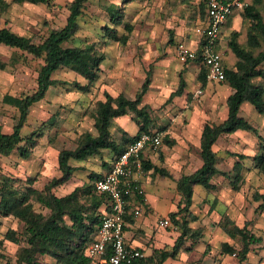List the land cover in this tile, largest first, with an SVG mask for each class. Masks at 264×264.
<instances>
[{
	"label": "rangeland",
	"instance_id": "rangeland-1",
	"mask_svg": "<svg viewBox=\"0 0 264 264\" xmlns=\"http://www.w3.org/2000/svg\"><path fill=\"white\" fill-rule=\"evenodd\" d=\"M66 2L67 0H51L50 5H42L25 0H0V27H10L35 42H42L51 29L62 27L67 22L69 10ZM119 5L125 7L126 21L133 25V30L126 45L112 39L104 43L103 26L110 21V10ZM199 12L195 0H88L79 30L67 45L84 46L94 42L103 50L107 58L101 64L100 77L91 90L84 93L75 86L74 81L81 84L87 82L75 71L64 67L53 74L57 83L50 87L44 100L31 106L28 121L22 130L25 136L33 131H44V137H39L29 158L22 157L17 149L8 156L0 155V185L8 175L16 177L17 184L26 182L28 176H38L34 186L39 190L43 189L48 180L62 174L58 165L59 151L63 148H75L82 133L96 132L97 102L106 99L105 91L116 96L123 94L136 98L137 92L149 76L150 85L144 104L153 119L151 129L166 128L163 135H169L170 139L168 142L164 140L158 148L155 162L162 166L160 154H168V168L173 172L167 187L170 186L175 211L182 208L183 198L176 186L177 179L182 173L193 172L202 163L199 130L205 123H219L227 117L226 104L232 92L227 81L209 84L206 97L200 101L194 94L200 85L194 83V67H190L191 62H182L176 55L175 41L194 31L199 23ZM241 16L238 13L234 19L236 24L232 22V27H225L223 49L233 29H241L242 40L246 39L247 30L242 26ZM118 29L121 35L126 33L122 25ZM25 56H28L27 59ZM226 57L227 60H236L235 54L231 52ZM40 62V58L0 44V126L3 132L12 131L18 118V110L11 104L13 97L30 93L37 86ZM181 77L187 83L184 92L172 97L171 94L179 88ZM254 79L258 83H264L259 77ZM240 113L264 137V114L259 113L251 102L243 104ZM130 115L113 119L111 130L120 141L124 135L120 128L118 130V125L132 134L138 130L137 123ZM260 144L262 140L253 131L237 130L224 134L216 143L215 149L218 167L230 176L217 175L215 181L218 187L214 191L207 192L203 186L196 184L194 203L189 208V214L187 213L189 216L190 213L198 216L196 225L202 235L198 237L197 243L202 250L207 247V250L218 253L222 247L219 244L224 239V242L235 247L238 254L242 247L241 237L230 234L235 225L245 227L247 231L260 236L261 242L251 244L248 260L244 264H264V208L260 206L262 200L255 197L256 192H264V172L260 171L253 160V156L260 151ZM239 154L248 158L242 160L243 180L239 188L235 189L232 187V177L236 175L233 166L239 159ZM112 155L111 150H103L86 164L87 172L77 169L70 181L55 187V193L62 196L76 186L88 183L89 172L104 166L106 159L112 158ZM155 175L160 176L161 180L165 178L157 172ZM145 185L152 197V204L163 210L165 203L159 202L155 196L161 194L158 186ZM34 206L39 212L48 213L39 202L34 201ZM9 228L21 231L23 224L14 216H0V241L3 242L0 253L4 254L0 258V264L16 262L15 253L19 244L6 240L5 234ZM224 254L225 264H242L240 254ZM40 260L42 264H50L53 259L41 256Z\"/></svg>",
	"mask_w": 264,
	"mask_h": 264
},
{
	"label": "trees",
	"instance_id": "trees-1",
	"mask_svg": "<svg viewBox=\"0 0 264 264\" xmlns=\"http://www.w3.org/2000/svg\"><path fill=\"white\" fill-rule=\"evenodd\" d=\"M25 1L42 5L51 4V0ZM87 1L67 0L66 5L69 10L67 22L62 27L51 29L42 42H35L29 36L19 34L10 27H0L1 45L19 49L42 60L38 69L35 89L30 93L14 96L11 101L19 114L12 131L3 132L0 126V155L8 156L14 149H17L22 157L29 158L39 137H44V131H33L30 135L25 136L22 130L28 121L31 106L44 100L49 88L57 83V79L53 77L57 70L66 67L81 75L87 83L81 84L75 80L74 84L84 93L90 91L93 84L99 79L102 71L101 64L107 58L105 52L94 42L84 46L67 45L75 38L79 30ZM125 1L123 0V2ZM199 10V23H201L206 18L205 3H200ZM238 13L242 14V26L247 30L246 39L242 40L241 29H233L224 49L220 48L224 56L226 70L224 82L227 81L232 89L226 104L227 117L219 123L208 122L203 125L200 144L202 166L190 174L182 173L177 179V189L183 198L184 205L169 215L173 222L172 225L180 230V235L170 250L155 249L153 256L137 258L131 264L138 262L164 264L170 257H176L182 247L188 245L189 240H192L193 245L197 243L202 232L199 229L193 230L188 218V211L193 203L196 184L203 186L207 192L214 191L218 187L215 181L217 175L230 176L218 167V154L215 149L216 143L224 134L234 133L237 130L253 131L257 134L262 140V144H260V151L253 156V160L260 171L264 172V137L259 133L257 127L240 113L242 105L251 102L259 113L264 114V83H258L254 79L259 77L264 82V67H262L264 63V49L262 48L264 46V0H248L246 8L236 11L225 27L232 26ZM109 14L111 15L110 21L103 26L104 43L112 39L126 45L133 25L126 21L125 7L119 5L110 10ZM120 25L126 30V33L122 35L118 29ZM229 52L235 54V61L227 60L226 56ZM27 57L25 56V59ZM201 58L200 55L195 60L201 63L198 78L204 88L207 85V69L202 64ZM149 85L150 77L148 76L137 92L136 98H129L123 94L116 96L105 91L106 99L97 102L96 132L82 133L75 148H63L59 151L58 165L62 174L48 180L43 189L39 190L34 186L38 181V176H28L23 184H17L16 177L5 176L0 185V216H14L23 224L21 231L9 228L5 234L6 240L19 244L15 253V264H42L41 256H52L57 260L50 264H106L98 263L95 258L86 254V249L95 238L98 226L103 222L105 212L109 210L108 196L96 190V182L103 177V174L92 170L89 173L88 183H84L82 186L78 185L71 192L62 196L57 195L54 189L73 178L78 166L72 161H87L90 157L100 155L103 150L109 149L113 154L109 163L111 165L112 161L126 150L129 143L138 139L142 132L153 131L151 129L153 119L147 110V105L144 104ZM185 85L186 82L181 77L179 88L171 94L172 97L181 95ZM128 114L132 115L139 125V129L134 135L125 134L120 141L111 130L113 119ZM159 131L163 134L166 128ZM164 140L168 142L169 135L163 137V143ZM238 156L239 159L233 166L236 175L232 177V187L235 189L239 188V184L243 180L244 163L242 160L248 158L244 154ZM143 165L146 170L153 167V164L146 159ZM105 166H108V162H105ZM155 169L160 175L171 176L170 172L165 169L157 166ZM255 197L257 200H262L260 206L264 208V192H256ZM34 201L39 202L48 213L39 212L34 206ZM102 206H104V210ZM184 212L186 214H183ZM127 219L128 216L126 221ZM230 234L241 237L242 247L238 254L244 264L248 260L251 244L261 242L262 238L238 225L234 226ZM2 246L3 242L0 241V248ZM223 250L227 253H236L235 247L229 242L223 243ZM111 252L112 248L109 246L108 254ZM2 257L4 254L0 253V258Z\"/></svg>",
	"mask_w": 264,
	"mask_h": 264
},
{
	"label": "built area",
	"instance_id": "built-area-1",
	"mask_svg": "<svg viewBox=\"0 0 264 264\" xmlns=\"http://www.w3.org/2000/svg\"><path fill=\"white\" fill-rule=\"evenodd\" d=\"M198 6L205 3L206 18L195 27V40L192 44L179 41L175 45L176 55L182 62L202 56V64L207 69V79L224 82L226 70L222 54L225 40L224 28L236 11L246 8L248 0H196ZM203 91H196V98L203 100ZM126 150L111 163L109 170L96 182V190L105 193L109 199V210L98 226L95 238L86 249L98 263L131 264L143 257L141 250L126 243L125 226L130 198L144 195L142 185L145 177L144 160L146 152L162 146L164 135L159 130L144 131ZM136 214L140 213L135 210ZM172 219L164 218L159 225L168 228ZM112 252L108 254V247ZM237 255L236 253H234Z\"/></svg>",
	"mask_w": 264,
	"mask_h": 264
},
{
	"label": "crops",
	"instance_id": "crops-1",
	"mask_svg": "<svg viewBox=\"0 0 264 264\" xmlns=\"http://www.w3.org/2000/svg\"><path fill=\"white\" fill-rule=\"evenodd\" d=\"M234 24H236V22ZM194 32H195V29L193 32L188 33L187 36L177 39L174 44L176 45L179 41H186L192 44L193 41L195 40ZM190 62H191L190 67L192 66L194 67L193 68V71L195 74L194 83H200V85L195 89L194 94L196 96V91L200 89L203 91V94H204L203 99H204L206 97L205 93H206L207 86L209 84L213 85L214 83H222V82L210 81L207 79L206 87L202 88L201 81L198 78V74L201 68V63L196 60H192ZM229 88L231 89L230 86ZM131 119L134 120L132 116H131ZM117 128L118 130L120 128V130L123 132L122 135H125V134L134 135L130 132H127L123 126L118 125ZM138 129H139V125H138ZM199 131L201 134L202 131L201 130ZM201 138H202V134H201ZM157 151H158V148L155 150L149 149L146 152V160L150 161L153 164V167L148 170L145 169V177L143 178V183H142L144 190H145V194L135 195L130 198V202L128 206V213H127L128 219H127V223L125 226V236H126L127 245L128 246L130 245L132 247H135L141 250L144 254L143 257L145 258L153 256L155 249L170 250L173 247L175 240L180 235V230L176 226H173L172 223L168 228H163V227H160L159 225L162 219L171 217L169 214L176 210V205L173 203L172 192H170L169 190L170 186L167 187V185L169 184L168 180L171 179V176H168V177L164 176L165 178L161 180L160 176L155 175L156 172L159 173L155 169L156 166L161 169L166 168L167 170L166 169L165 170L167 172H170L169 171L170 169L168 168V165L170 163L168 154L166 152H164V154L163 153L160 154V159H162L161 161H163L162 166H160L159 163L155 162V159L157 158L155 153ZM93 157H90L87 161H83V162L74 160V163L76 162L75 165L78 166V169H80L81 171L85 170L87 172L88 168L86 164H88L89 160ZM106 160H107L106 162H108V166H105V165L101 166L95 171H98L99 173H102L104 175L109 170V167H110L109 163L111 162L112 158L106 159ZM201 166H202V163H200V167ZM172 172L173 171L170 172V175L172 174ZM190 173H186V174H190ZM145 184H151V185L153 184V185L158 186V190H160L161 194L160 195L156 194L155 196L157 199H159V202L163 201L165 203L166 206L163 210L158 209L156 206L152 204L153 202L152 197L150 194H148ZM176 186H177V183H176ZM194 198H195V192L193 196V203H194ZM192 205L190 206V208L192 207ZM102 209L104 210V206H102ZM135 210H139L140 213L136 214ZM190 215L191 216H188L189 220L191 221L190 225L193 228V230L196 231L198 229V226L196 225L198 222V216L193 215L192 213H190ZM188 242H189L188 245L183 246L176 257H170L168 260L164 262V264H183V263H186V264H225V254L223 250L224 239L222 243L219 244V246L222 245L221 249L218 251V249L215 248V250H217L218 253H216V251L214 250L213 251L212 250L209 251V249L207 250V247H205L204 250H202V248H199L200 244L196 243L195 245H193L192 240ZM200 251H202V253H200ZM44 257H51L53 260L50 263L57 262V260L53 258L52 256H44ZM136 264H159V262H150V263H139L138 262Z\"/></svg>",
	"mask_w": 264,
	"mask_h": 264
}]
</instances>
